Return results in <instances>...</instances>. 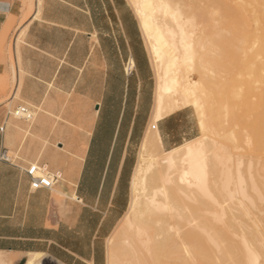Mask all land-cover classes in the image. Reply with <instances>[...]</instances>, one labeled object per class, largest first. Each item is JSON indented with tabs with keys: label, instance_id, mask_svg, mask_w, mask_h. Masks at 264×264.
Instances as JSON below:
<instances>
[{
	"label": "crops",
	"instance_id": "0c3cea01",
	"mask_svg": "<svg viewBox=\"0 0 264 264\" xmlns=\"http://www.w3.org/2000/svg\"><path fill=\"white\" fill-rule=\"evenodd\" d=\"M39 2L20 26L23 0H0V79L12 80L4 52L14 40L13 99L19 93L22 101L37 107L48 102L45 107L61 120L44 115L26 159L0 163V252L14 253L16 264H25L26 255L34 252L64 264H105L104 243L129 208L141 143L153 125L152 65L127 0ZM128 62L134 64L130 75L125 72ZM6 112L0 105V128L5 127L0 153L9 144L18 145L9 121L5 123ZM156 128L170 151L195 139L198 124L185 109L158 121ZM42 141L49 145L47 159L65 156V147L80 153L69 175L75 186L62 187L66 203L60 204L53 190L31 189L30 165L24 162L38 155Z\"/></svg>",
	"mask_w": 264,
	"mask_h": 264
},
{
	"label": "bare ground",
	"instance_id": "6f19581e",
	"mask_svg": "<svg viewBox=\"0 0 264 264\" xmlns=\"http://www.w3.org/2000/svg\"><path fill=\"white\" fill-rule=\"evenodd\" d=\"M129 1L146 39L155 70L152 114L155 124L150 128L153 131L149 129L141 143L131 178L129 210L108 239L106 264L177 261L200 264L199 261L211 255L207 252L209 247L205 248L206 245L201 241V233L210 231L204 223V213L207 212L209 203H220L214 194L219 188L216 178L217 161L222 168L226 165L217 153L220 143H216L213 137L215 135L209 134L207 129L209 125L205 120L209 116L200 100L202 96L212 97L210 91L216 93V90L225 88L223 85L219 87V82L215 81L212 86L214 67L221 64L216 55L217 45H243L242 47L249 48L248 52L244 51L245 62L248 66L251 64V67L259 64L260 88L258 102L248 105V111L256 121L253 146L264 157V0ZM254 61H257V65ZM198 67L202 69V75L210 78V84L197 80L194 74ZM209 88L214 90L208 92ZM227 89L224 91L230 94ZM232 89L230 90L233 91ZM221 91L219 96L222 94L223 98L224 95L229 97L227 92ZM189 108L194 109L200 118L202 135L165 151L156 128L157 122ZM210 118L209 121L214 120L213 117ZM228 138L234 140L235 136ZM9 154L7 153L6 158L11 160ZM262 168L263 189H259L252 179L254 191L260 196L264 194V160ZM226 175L228 178L221 185L229 200L232 201L236 194L247 198L244 188H230L231 173ZM58 194L68 197L66 193ZM73 199L77 200L76 195H73ZM53 223L50 218L48 225ZM228 226L225 234L231 237L233 231L230 229L234 225L230 226L232 228ZM261 230L264 229L249 231L240 236V248L231 245L230 239L233 236L224 237L223 233L215 230L218 235L210 240L222 259L217 262L208 259L204 264H225L223 259L234 256V253L249 256L251 264H258L262 257L264 264V231ZM214 254L216 255L215 250ZM45 255L42 252L29 253L26 255V264H38L44 258L54 264H64ZM16 260L14 253L0 252V264H16Z\"/></svg>",
	"mask_w": 264,
	"mask_h": 264
},
{
	"label": "rangeland",
	"instance_id": "374dc122",
	"mask_svg": "<svg viewBox=\"0 0 264 264\" xmlns=\"http://www.w3.org/2000/svg\"><path fill=\"white\" fill-rule=\"evenodd\" d=\"M35 1L36 0H23L24 11L20 26L25 24L26 21L29 20V18L35 11ZM127 2L132 8L130 1L127 0ZM39 3H41V0ZM24 33L25 31L21 32V34L19 35L17 46H20L21 42L23 41ZM141 34L148 57L151 62L148 45L142 31ZM13 44H14V40L10 43L8 51L4 52L5 63L9 58V60L11 61L13 74H12V80L8 76H3L0 79V105L5 106L6 110L8 111H12L18 105H26L35 114L33 116V119L29 122L21 121L14 117H11L9 120V126L11 127V129H13V132L16 133V135L13 137L17 141L18 145L9 144L8 154L10 153L9 155L11 157L10 158L11 163L19 164V161L21 159L22 160L26 159L27 156H25V154L29 153L32 150V148H35L34 143L39 138L36 135L35 127L36 124L41 121L43 116L48 115V117L51 118L53 117L55 118V121H59L61 120V118L60 116L51 114L50 109H47L45 107L48 102L45 105L37 107L28 102L22 101L19 93H17V95L15 96V100L13 99V95L16 89ZM242 46L238 45L237 47V45H217L216 55L220 59V60L217 59V61L219 60L221 64H217V66L214 67L215 74L212 77L213 80L212 86L214 85L213 84L214 81L215 83L219 82L218 83L219 87L220 85L221 86L223 85L226 89L227 88L229 89L227 90L229 91L230 94H228L226 90L224 91L225 88L220 89L222 90L221 92H225V93L227 92L226 95L228 94L229 97L226 96L228 97L226 98L224 94H223L224 98L222 94L221 96H219L220 90L218 89V87H217L218 90L215 89L216 93L215 91H210V90H214L213 88L215 87H213V88H209L208 90V92L209 91L211 92L212 97H209L208 94L207 95L208 97L202 96L200 100L201 103L205 106L206 113L209 116L208 118H206L207 121L205 120V122L208 123L209 125V127L207 126V129L209 130V134L213 133L212 135H215L213 137L215 138L216 143L217 144L220 143L217 146V153L219 155V158H223L224 163H226V165L222 168L219 161H217L216 178L218 180L219 188L218 190L214 191V194L216 195V198L219 200L220 203L219 204L209 203L210 205L206 207L207 212L204 213L206 219L204 223L208 228H210V231L208 233H205L204 231L203 233H201V241L203 245L204 244L206 245L204 246L205 248L209 247L210 250L208 251L207 248L205 249V251L207 250V252H210L211 255L208 254L210 257H207L199 261L200 264H204V261H207L208 259L215 262L221 261L222 256H220V253L217 252L216 247L213 244V242L210 240V238L214 237V235L216 236L218 232L223 233L224 237L225 235L227 237L228 236L230 237V235L225 234L226 226L229 225L228 227H230L234 225L233 226L234 228L230 227L232 228L230 230L233 231V234L231 235V237L232 236L233 237L232 239H230V242L233 243V244L231 243V245H235V247H239V248L241 247L240 236L245 235L249 231H259L261 228L264 229L263 227L264 207H262L261 196L254 191L252 185V179H254V181L257 183V187L261 190L263 189L262 164L264 157L253 146V139H254L253 134L256 128V121L248 111V105L251 106L258 102L257 99L260 88V82L258 77L259 64L257 65L256 64L257 61H254V63L256 62L255 64L257 65V67L255 66L251 67L250 63H249L250 65L248 66V63L245 62L246 59L244 58V56L245 53L248 52L250 49L248 48L249 49L248 50L246 47H242ZM242 59L244 60L242 61ZM245 64L247 65L246 67ZM253 65L254 64L252 63V66ZM152 69H153L154 82L156 85V75L153 65H152ZM194 75L197 78V80L199 79L205 84L207 83L210 84V78L207 75H202V69H200L199 67L196 69ZM4 83L5 85H2ZM215 86L218 85L215 84ZM230 89H232L233 91H231ZM218 91L219 93H217ZM215 95L217 97H215ZM235 95H237L238 97H236ZM12 100H14L13 103H11ZM64 104L67 105L68 102L66 101ZM225 106L226 108H224ZM224 109H226V112H224ZM189 113L193 115L194 120H196L198 124V131L195 132L194 134H196L197 137H200L202 135L200 118L192 108H189ZM215 116H218L219 118L218 117L215 118ZM212 117L214 118V120L209 121V118L213 119ZM152 123L154 125L155 121ZM228 136H233V137L235 136V139L234 140L231 138L229 139ZM42 142L44 143V141ZM187 142L189 141H185L182 145L186 144ZM48 146L49 145L46 142L42 144L41 149L38 152V155L35 156L33 160H25L24 163L30 166L33 164H39L45 167L46 173L51 175L58 174L61 176L60 182L52 190H53V197L57 199L60 204H63L66 203L68 199L67 197H64L58 193H65L62 190L63 186L66 187V186L74 185L72 179L73 177H69V175L71 176L74 174L75 169L78 166L80 153L78 150L76 151V149L73 150L72 149L73 147H65L64 150L65 156L63 157L60 156L59 159L56 158L47 159L44 154ZM54 148L59 150L58 149L59 146L57 145H55ZM72 159L76 161L74 162ZM228 172L231 173V177L229 176V178L232 179L230 188L234 190L244 188L247 193V198L242 197L240 194H236V197L232 201H230L226 193L222 191L223 186L221 184L227 180L228 176L226 174ZM6 181L7 179H5L4 177L1 178L2 184H4ZM128 210L126 214L128 213ZM3 225H4V220L0 219V234H2ZM257 225L258 227H256ZM214 229L218 232L216 233ZM261 231L263 232L264 230ZM108 239L104 243L105 264L107 258L106 256H107ZM214 250L216 255L214 254ZM45 256L48 255L46 254ZM261 258L262 257L259 258L258 264L263 263V258L262 259ZM223 260L226 261L225 264H251L249 256L245 254L242 255V253L241 254L239 253L237 255L234 253V256H227ZM153 264H186V263H184L183 261L182 262L177 261L175 263L154 262Z\"/></svg>",
	"mask_w": 264,
	"mask_h": 264
},
{
	"label": "built area",
	"instance_id": "2783aa9c",
	"mask_svg": "<svg viewBox=\"0 0 264 264\" xmlns=\"http://www.w3.org/2000/svg\"><path fill=\"white\" fill-rule=\"evenodd\" d=\"M134 71V64L128 62L125 68V72L127 75L132 74ZM34 113L33 111L27 107L26 105H18L12 111L6 112L5 123H7L11 117H14L18 120L29 122L33 119ZM4 126L0 128V132L3 133ZM155 129V126H153ZM8 151L4 150L0 153V163L6 162L11 163L9 159L6 158ZM26 173L31 178V189L33 191H38L41 189L52 190L60 181L61 176L58 174H48L46 173L45 167L36 164V166L31 165L27 170ZM26 264V263H25ZM38 264H54L49 259H40ZM57 264V263H55Z\"/></svg>",
	"mask_w": 264,
	"mask_h": 264
},
{
	"label": "snow or ice",
	"instance_id": "6c2138e0",
	"mask_svg": "<svg viewBox=\"0 0 264 264\" xmlns=\"http://www.w3.org/2000/svg\"><path fill=\"white\" fill-rule=\"evenodd\" d=\"M261 203L264 204V194L261 195Z\"/></svg>",
	"mask_w": 264,
	"mask_h": 264
}]
</instances>
